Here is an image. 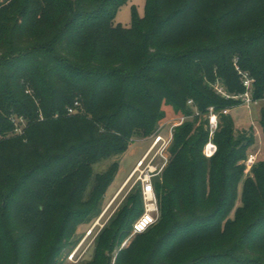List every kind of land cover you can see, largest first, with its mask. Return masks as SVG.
<instances>
[{"label": "trees", "instance_id": "trees-1", "mask_svg": "<svg viewBox=\"0 0 264 264\" xmlns=\"http://www.w3.org/2000/svg\"><path fill=\"white\" fill-rule=\"evenodd\" d=\"M2 1L15 13L0 10V264H58L67 244L49 242L53 210L67 209L60 228L67 241L90 214L73 205L91 206L119 170L115 164L97 175L86 202L92 166L127 152L134 136L152 134L163 105L186 116L190 100L202 113L242 106L233 98L246 92L238 68L254 79L253 98L264 100V0H146L145 16L134 11L129 28L116 23L129 0ZM133 38L136 57L122 53ZM19 117L27 120L23 134L6 139ZM197 123L176 128L165 180L155 183L162 226L136 236V245L156 241L136 260L128 254L126 264H264V160L243 181L255 136L237 134L233 117L222 114L218 151L208 159L209 132ZM260 125L264 132V106ZM128 199L114 240L143 213L141 190ZM210 236L223 239L176 260L178 249Z\"/></svg>", "mask_w": 264, "mask_h": 264}, {"label": "rangeland", "instance_id": "rangeland-1", "mask_svg": "<svg viewBox=\"0 0 264 264\" xmlns=\"http://www.w3.org/2000/svg\"><path fill=\"white\" fill-rule=\"evenodd\" d=\"M10 2V1H9ZM8 2V3H9ZM8 3L1 2L0 10L6 13L5 16H13L15 13L14 10H4L3 7L7 6ZM19 6V5H17ZM16 6V7H17ZM17 10V9H16ZM137 12L139 17H144L146 13V0H129V2L124 5L117 13L116 23L120 24L124 28H129L133 22V13ZM132 46L130 49L126 50L123 48V54L131 55L132 57H136L141 53V49L139 47L138 39L133 38ZM120 50V49H119ZM122 50V49H121ZM28 70V67H26ZM24 71V69L22 70ZM30 76L33 80L36 81L39 89H43L42 86H45L43 79L39 75V70L36 67H32L30 69ZM20 81L23 82L22 75L19 78H16L15 84L16 88H18ZM18 90V89H17ZM20 91V89H19ZM257 106H239L233 109L228 108V114L231 115L235 121L236 125V133H240L242 131L253 132L255 136V143L250 147L249 153L257 156V162L264 160V132L260 125L261 118V110L264 106V100H257ZM189 104V103H188ZM199 115L194 112L193 114L186 116L180 113H177L171 106L163 105V111L165 112V117L161 121H159L156 125L155 131L148 136H134L131 139V145L127 152L110 156L106 159H103L97 163H95L93 168V176L88 186L87 193L85 195V201L89 200V192L91 191L93 185L95 184V179L97 175L103 174L109 171L115 164L119 166V170L116 173L115 178L111 182L108 187L107 192H105L101 197H97L96 200L92 203L91 206L88 207H78L73 205L75 210L80 212H86V210H90L89 217L83 223H80L72 238L65 241L66 237H60V228L63 214L67 211L65 209L61 210V213L55 212L57 214V220L48 226V234L50 237L49 242L53 244L56 240H59L60 244H67L66 247L62 249L60 252V256L58 258V264H100L104 258H112V264H116V259L122 251L127 250L126 256L123 260L120 261V264H126L130 259L127 258L128 254H133L135 256L134 260L143 256L149 249H151L156 240H151L146 238L140 241L137 245L136 236L132 235V230L127 234V236L121 238V234L119 237L114 240L113 235L115 233L117 222L120 213H122L126 207H128L129 197L133 194H136L137 191L140 190L139 187L135 185V181L131 180L128 182L131 173L134 171L138 163L143 159L148 150L153 144L154 136L158 133H161L163 136H167L171 131L175 124H178L182 118H186V122H192L195 119H198L197 125L204 124L205 129L208 131V117H209V109L205 113H202L198 110ZM223 111V110H222ZM222 111L217 110L216 112L219 114V126H220V117L223 114ZM78 112V111H77ZM84 113V110L81 111V114ZM224 115V114H223ZM19 117L18 119H20ZM23 122H19L15 128L13 133L7 135L6 139H10L11 137L22 135L24 132V128L27 126V120L22 118ZM182 126V125H180ZM173 130V142L176 128ZM20 130V131H19ZM215 139V136H214ZM169 149V161L171 160V147ZM155 152L153 153V155ZM209 159V158H208ZM243 164V162H241ZM168 166V165H167ZM167 168V167H166ZM253 178L252 172L250 170L249 173H245L243 177V181L247 178ZM165 180V170L164 172L157 178V182L163 184ZM242 181V182H243ZM241 187V186H240ZM6 188L3 189L5 191ZM1 202V199H0ZM4 202V201H3ZM4 205V204H3ZM240 201L238 200L233 213L239 207ZM135 206L131 204L128 209H134ZM65 211V212H64ZM141 216V215H140ZM137 215L133 224L140 217ZM233 216V215H232ZM162 213L160 212V217L157 223L154 225V228L158 227L163 219ZM25 222V220H24ZM132 224V227H133ZM18 226V225H17ZM23 227V229L31 228V226L19 225ZM162 226V225H160ZM159 226V227H160ZM22 229V230H23ZM157 236V235H154ZM62 238V239H60ZM223 239L218 236H210L199 238L198 240H193L190 243L186 244V247L183 249L182 247L178 249V251L174 254L177 257V261L185 260L186 258L198 253L201 250L209 249L212 245H216L219 242L217 240ZM61 240V241H60Z\"/></svg>", "mask_w": 264, "mask_h": 264}, {"label": "built area", "instance_id": "built-area-1", "mask_svg": "<svg viewBox=\"0 0 264 264\" xmlns=\"http://www.w3.org/2000/svg\"><path fill=\"white\" fill-rule=\"evenodd\" d=\"M239 74L242 77L243 85L246 89V92L240 96H233L235 99H240L242 105L251 107L257 106L258 102L253 98V83L254 79L248 74L239 70ZM216 92L223 97L232 98L221 86L220 83L214 85ZM78 106V103L75 104V108ZM189 106L194 109L197 115H199L196 105L193 100L189 101ZM75 108H70L68 111L70 114L76 113ZM224 115L228 114V110L225 109L222 111ZM14 123L23 122V119L14 118ZM186 121V118H182L178 124H175L167 136H163L161 133H158L154 136V141L146 155L138 163L134 171L129 177V181L134 180L135 185L140 188L141 196L143 201V213L139 219L133 224L132 235L137 236L147 232L152 228L160 217V205L159 199L155 189V183L157 178L164 172L168 165L169 161V149L173 142V130L175 127L183 125ZM219 130V114L216 112V108L212 106L209 109L208 117V132L209 140L206 143L203 154L207 158H212L218 151L217 144L214 141V136ZM20 131V130H19ZM155 154L153 155V153ZM257 162V156L250 154L248 159L244 162L246 166L245 173H249L252 170L253 166Z\"/></svg>", "mask_w": 264, "mask_h": 264}]
</instances>
